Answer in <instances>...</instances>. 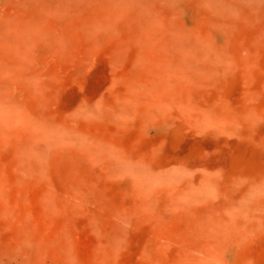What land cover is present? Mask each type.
<instances>
[{"label": "rangeland", "instance_id": "374dc122", "mask_svg": "<svg viewBox=\"0 0 264 264\" xmlns=\"http://www.w3.org/2000/svg\"><path fill=\"white\" fill-rule=\"evenodd\" d=\"M0 262L264 264V0H0Z\"/></svg>", "mask_w": 264, "mask_h": 264}, {"label": "bare ground", "instance_id": "6f19581e", "mask_svg": "<svg viewBox=\"0 0 264 264\" xmlns=\"http://www.w3.org/2000/svg\"><path fill=\"white\" fill-rule=\"evenodd\" d=\"M3 262V261H2ZM1 263V262H0Z\"/></svg>", "mask_w": 264, "mask_h": 264}]
</instances>
